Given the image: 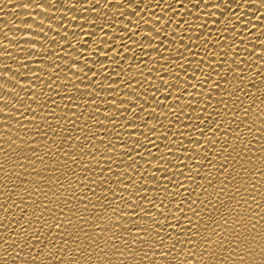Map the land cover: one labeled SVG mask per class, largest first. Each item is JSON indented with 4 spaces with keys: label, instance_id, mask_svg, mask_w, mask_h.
<instances>
[{
    "label": "bare ground",
    "instance_id": "6f19581e",
    "mask_svg": "<svg viewBox=\"0 0 264 264\" xmlns=\"http://www.w3.org/2000/svg\"><path fill=\"white\" fill-rule=\"evenodd\" d=\"M0 45V264H264V0H0ZM145 196L183 202L165 247L132 243L143 210L168 223Z\"/></svg>",
    "mask_w": 264,
    "mask_h": 264
},
{
    "label": "snow or ice",
    "instance_id": "6c2138e0",
    "mask_svg": "<svg viewBox=\"0 0 264 264\" xmlns=\"http://www.w3.org/2000/svg\"><path fill=\"white\" fill-rule=\"evenodd\" d=\"M52 2L54 3L55 0H52ZM127 2H128L129 4H133V3L139 4V3H142L143 0H127ZM25 7H27V5H25ZM122 15H124V14L122 13ZM127 15L135 16V15H136V12H135V11H132V12L127 13ZM129 23H131V22H129ZM40 24L43 25V20H41ZM30 27H31V26H30ZM41 29H42V28H41ZM154 31L156 32V35H159V30H154ZM129 38H131V36H130ZM143 39L146 40L149 44H151L152 41L155 39V37H154V36H153V37L145 36V37H143ZM0 47L7 48L6 45H0ZM153 50H156V49H153ZM225 55H226V54H225ZM133 59H135V57H133ZM77 63H78V61H75V60H74V61H73V67H75V65H76ZM234 63H235V61H234ZM21 66H25V65H24V64H21ZM6 67H7V66H5L4 68H6ZM50 67H52L53 70L55 71L56 68H57L58 66H56V65L53 64V65H51ZM197 70H198V69H197ZM197 70H194L193 78H195V71H197ZM89 71H92V69H89ZM229 71H231V69H229ZM150 73H151V72H150ZM56 75L58 76L59 73L57 72ZM216 75H217V76H220V79H221V80H224L225 83H228L226 77L221 76L219 72H217ZM0 76L4 77L3 72H0ZM8 79L12 80L11 78H8ZM105 79H108V77L105 76ZM160 79H161V81H163V80H164V76L162 75V76L160 77ZM208 80H211V75H210V74H209V76H208ZM93 82H95V81H93ZM15 84H16L18 87H20V84H19V81H18V80L15 82ZM162 86H163L165 89H168V88H171V87H175V85H169V84H167V83H163ZM74 87H75V85H74ZM101 87H103V86L101 85ZM188 87H192V86H191V85H188ZM201 87H203V84L201 85ZM220 87H221V85H220L218 82H216V83H215V89H214V90L217 91V94H219V91H218V90H219ZM0 88H4V85H3V84H0ZM21 89H23V88L21 87ZM7 90L10 91V92H13V91H12L13 89H7ZM157 90H159V89H157ZM187 91H188V88H187V87L184 88L183 92H184V93H187ZM77 93L80 94L79 89H77ZM232 93H233V92H228V93H226V94H227V96H231ZM58 94H59V93H58ZM17 95H19V94L17 93ZM31 95H32V94H29V98H31ZM169 95H171L170 92L168 93V95H165V96H164L165 100L168 99ZM62 98H63V97H62ZM181 98H182V97L178 95V96L176 97V100L179 101ZM70 99L75 100V97H70ZM95 99H96L95 95H91V101L94 102ZM152 99L156 100V97L153 95ZM209 99H210V97H209ZM20 100H23V98H20ZM38 100H39V97H37L36 99L32 100L31 102H32V103H37L38 107L41 108V109H43V108L45 107V105H43V104H39V103H38ZM121 101H123V100H121ZM222 101H223V98L221 99L220 103H223ZM5 103H8V101H5ZM53 103H55V101H53ZM123 103H125V101L121 102V104H123ZM156 103H157V104H160L161 101H160V100H156ZM113 106H114V100H113ZM189 106H191V105H189ZM208 106H209V105L206 104V105H205V108L202 109V111L206 112ZM13 108H14V107H13ZM98 108H99V107H96V108H94L93 111H92V117H93V119L96 118L95 113H97ZM3 109H4V107H0V112H2ZM119 110H120V109L117 108V111H119ZM127 110H128V109H127ZM223 110H224L225 112L229 111L228 108H227V105L224 106V109H223ZM28 111H31V112L33 113V117H35L36 113H35V111L31 108V105H30V104L28 105ZM132 111H133V113L135 114V115H134V120H135V116L138 115V114L135 113V105H133V107H132ZM144 111H145L144 107L141 106V108H140V112H144ZM215 111H216V115L218 116V115H219V110H215ZM149 116H152V114L149 113ZM113 118H114V117H109V116H107V115L105 116V119L114 120ZM153 118L156 119V120H159V117H153ZM45 119H46V118H45ZM190 119H191V118H190ZM197 119H202V118H201V117H198ZM134 120H133V122H134ZM30 123H31V121H30ZM97 123H99V121H97ZM146 124H147V121H145V125H146ZM74 125H75V123H74ZM222 126H223V125L220 123V121L217 120V121L215 122V127L212 129V131H213V135H215L217 132H219V131L221 130ZM210 127H211V125H210ZM81 131H83V128H81ZM151 131H153V132L156 131V126H155V125H153ZM199 132H200V135H201V136H204L206 130L203 129V128H200V129H199ZM237 137H239V135H237ZM237 137H236V138H237ZM146 138H147V137H146ZM13 142H14V141H13ZM149 142L151 143V141H149ZM173 142H174V141H173ZM208 142H209V144H213V141H212L211 138H208ZM102 143H103V141H102ZM136 143H139V141L137 140ZM194 143L196 144L197 149H199L200 147H203V145L201 144V142H200L199 139H196V140L194 141ZM109 145H111V144H109ZM213 146H214V144H213ZM84 147H85V146H84ZM84 147H81V150H83ZM228 147H229V145H228ZM109 148H111V147H109ZM221 149H223V152H228V148H227V147H224V145H222ZM233 149H234V146H233ZM129 153H131V152H128V153H126V154L129 155V157H131V154H129ZM149 155H151V153H149ZM237 155H239V154H237ZM207 156H208V155H207V152H205V155H204L203 157H207ZM81 158H82V157H81ZM154 159H156L157 162L161 164V166H163V164H165V163H168V164L171 163L170 161L167 160V157H166V156H157V157H154ZM211 159L214 160V159H215V155H213V156L211 157ZM224 161H225V162L228 161V156H225V157H224ZM133 163H135V160H133ZM195 163H196V164H200L199 161H196ZM129 167H131V165H129ZM172 167L175 168V167H179V166H177V165H173ZM185 167H189V166L185 165ZM107 171H111V168L109 167V168L107 169ZM156 171H161V168H160V167L156 168ZM192 171H193V168H192V167H189V173H192ZM198 172H199V169L195 167V174H197ZM224 172H229V168H228V167H225V168H224ZM181 174L184 175L183 171H180V172H179V175H181ZM176 175H177L176 172H173V173H172V176H173V177H175ZM153 177H155V176H153ZM164 178L167 179V180H169L170 183L172 182V181L169 179L168 169H167V168L164 169ZM192 178L195 179V176H193ZM225 179H228V177H225ZM232 179H233V180L236 179V176H233ZM153 180H155V179H153ZM221 183H223V180H221ZM173 186L176 188V192L173 193V197H174V198H175L176 196L183 195V193L180 191V190L183 189V187H184L183 182L178 181V182H176ZM166 190H167V188H165V192H167ZM140 199H141V201H142V200H148V203L151 204L153 208H156V209H157V213H159L160 216L163 217V218H162L163 220L168 221V223H166V224H161V219H157V214H154L152 211H149L148 209H147V210H143V212H142V216L145 217V220H148V219L150 218L151 221H153V223H151L149 226L146 227V226L140 225L138 219L130 220L129 223H131V224H133V225L135 226V227L130 231V235H131L132 237H134V239L132 240V243H133V244L137 243V240H140L141 242L147 241L148 238H150V237L152 236V233L154 232V233H155V237H157L158 240H155V241L149 243V244H148V247H150V248H151V247H157V245H159V246H164V247H165V246L168 244L169 241L172 242L173 238H172V236H169V237H168V240H167V244H166V243H165V240H164V236L161 235V232H162L161 229H162V227H160V226H165V225H166L168 228H173L175 231H176L177 229H179V228L177 227V224L180 223V221H181V216H180V215H177V214H181V213H183V207H181V205L183 204V202H181V203L176 207V211H175V212L172 214V216L170 217V216L166 215L165 212H164V210H163L164 207H165V205H164V201H163V200H161V201L159 202V204L157 205V203L155 202V200L149 199V198L146 197V196H145V197H141ZM138 209H143V204H142V203H137V204L134 206V208H133V213H132V214H133L134 216H139V217H141L140 212L138 211ZM193 211H194V210H193ZM124 216H125V213H124L123 211H121V212H120V219H123ZM173 220L175 221L174 223H173ZM242 220H243V217H239V218L235 221V224H239V225L241 226V228H244V225H243V223H242ZM69 223H71V222H69ZM59 226H60V225L57 224V227H59ZM50 227H51V226H50ZM124 227L127 229L126 226H124ZM176 232H179V231H176ZM141 233H144L145 235H144V236H141V235H140ZM185 235H187V233H185ZM192 235H197V233H192ZM209 235H211V233H210ZM175 239H176V238H175ZM226 239H227V237H226ZM236 239H237V240H240V243H241V244H246V243H247V239H242V240H241V234H240V233L237 234ZM161 256H166V253H161ZM191 262H192V261H191ZM152 264H156V261H153ZM185 264H189V261H186Z\"/></svg>",
    "mask_w": 264,
    "mask_h": 264
},
{
    "label": "clouds",
    "instance_id": "9594fccd",
    "mask_svg": "<svg viewBox=\"0 0 264 264\" xmlns=\"http://www.w3.org/2000/svg\"><path fill=\"white\" fill-rule=\"evenodd\" d=\"M13 143H14V142H13ZM246 244H247V243H246ZM246 244H241V245H240L242 250H244ZM262 251H264V250H262ZM189 264H192V262L189 261ZM256 264H260V262L257 261Z\"/></svg>",
    "mask_w": 264,
    "mask_h": 264
}]
</instances>
